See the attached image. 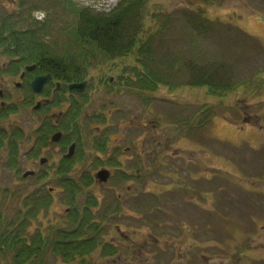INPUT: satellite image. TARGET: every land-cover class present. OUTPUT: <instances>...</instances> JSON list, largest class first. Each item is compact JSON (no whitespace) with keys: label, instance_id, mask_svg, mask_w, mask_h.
I'll use <instances>...</instances> for the list:
<instances>
[{"label":"rangeland","instance_id":"374dc122","mask_svg":"<svg viewBox=\"0 0 264 264\" xmlns=\"http://www.w3.org/2000/svg\"><path fill=\"white\" fill-rule=\"evenodd\" d=\"M73 1L94 12H107L116 2ZM19 3L22 4L20 11H15ZM5 7L11 14V28L23 30L32 20L34 27L45 25L51 29L42 37L48 47L56 50L52 42L57 45L60 40L63 42L66 34L59 31L64 27L57 17L60 10L51 0H8ZM151 7V10L156 7L163 12L175 11L174 27L170 30L159 31L150 20L145 23L151 42L148 57L152 60L156 57L155 66L162 76L179 60L180 65H176L179 68L173 66L172 74L180 83H188L190 76L195 79L196 73L207 71V81H210L209 74L214 79L218 75L226 77L222 81L227 80L231 85L221 91V97L208 95L207 88L202 86L193 88L187 84L161 86L157 96L151 97L125 90V83L132 88L140 87L139 78L131 76L128 70L125 81L120 79L125 65L135 63L136 54L129 59L90 67L87 79L91 101L87 98L90 102L86 112L93 114L101 107L117 106L126 110L123 115L113 110V115H107V122L102 125L114 126L120 122L118 126L123 128L108 137L111 149L120 146L116 156L108 151L111 154L105 159L86 146L72 166H78L81 159L89 157L96 162L81 165L78 170L71 168V172L77 174L85 168L94 177L100 166H107L111 173L104 181L94 180L82 186L76 197L78 206L82 207L87 198L94 197L97 218L102 211L113 210L108 213L110 216L98 219L100 225L97 223L102 239L106 238L117 252H122L115 259L99 264H264V230L260 227L264 225V0H153ZM182 8L201 9L202 15L191 16L197 17L196 21L208 18L209 28L187 30L186 16L179 10ZM71 15L66 14V19L73 20ZM109 78L113 79L110 86L107 85ZM104 94L115 96L103 101ZM140 95L151 99L147 107ZM166 98L180 101H173L176 115L169 117L170 107L162 102ZM177 115L194 116L189 130L170 125ZM153 116L161 119L162 128L153 130L152 124L146 123ZM42 119L44 116L39 119L31 110L0 118V127H20L24 133L22 139H18L16 170L7 167L8 147L0 150V213L6 211L5 220L11 221L18 203L22 206V196L33 193L38 197L44 192L51 195V201L47 207L37 209L39 219L45 221V225L56 226L67 217L70 199L68 192L59 187L55 168L60 147L44 149L35 158L30 155L34 133ZM83 120L88 121L86 115ZM87 128L85 122L84 130ZM164 137L170 139L164 149L160 148L157 153L154 149L151 153V142H160ZM137 141L144 149L142 160L140 156L136 158L135 166L129 170V159L134 152L124 148L130 146L133 150V143ZM41 156L47 158L42 166L38 164ZM99 156L105 160L104 164ZM149 156H153L150 162ZM112 158L113 167L106 164ZM44 170L47 173L43 179L30 177V174L29 179L24 180L23 174L35 171L37 176ZM136 170L139 175L134 177ZM129 171L130 180L125 181L122 174ZM130 182L132 185H127ZM51 188L54 189L51 191ZM197 194L204 197L196 198ZM18 195L20 200L16 198ZM190 196L194 198L189 200ZM113 202L115 205H111ZM46 256L45 264H54V257L50 253Z\"/></svg>","mask_w":264,"mask_h":264},{"label":"trees","instance_id":"16d2710c","mask_svg":"<svg viewBox=\"0 0 264 264\" xmlns=\"http://www.w3.org/2000/svg\"><path fill=\"white\" fill-rule=\"evenodd\" d=\"M152 1L116 0L115 5L109 11L94 12L88 6L78 4L73 0H51V3L60 10L57 15L60 18L58 21L64 25L59 31H64L66 34L63 37V42L60 40L59 45L55 42L50 43L51 45L56 44L57 49H51L46 45V42L42 41V37L51 30L47 29L45 25L40 28L32 27L33 29L21 33L23 35L18 38L19 44L15 40L10 43L18 45V49L30 61H42L49 66L50 71L60 72L70 80L84 79L89 76L88 73L92 66L125 57L129 59L136 54L135 63L129 66L125 65L120 79L125 81L127 76L125 73L128 70L131 76L139 78L140 87L132 88L125 83V88H132L131 90L144 94L156 92L164 85L174 87L187 84L192 85L193 88L202 86L204 89L207 88L208 95L221 97V91L229 89L231 85L227 80L222 81L226 77L220 78L217 75L214 79L209 74L210 81H207L205 78L208 72L201 73L200 71L195 74V79L190 76L188 83H180L179 80L173 78L174 74H172L173 66L180 65L179 60L174 62L173 66L171 64V68L164 72L163 76L156 69V57L153 60L148 57L151 42L146 33L145 23L150 20L153 21L157 30H170L174 27L173 13L175 11L163 12L157 10L156 7L151 10ZM179 10L180 14L186 16L187 20H184V24L187 30L190 28L200 31L205 29L206 23L209 21L207 18H200L199 21H196L197 17L191 16V14L195 16L197 13L202 15L201 9L193 11L182 8ZM67 12L72 14L73 20L66 19ZM2 34L4 32L0 31V36ZM184 71L187 72L186 69ZM182 91L186 92L187 90L183 89ZM178 97L181 98L179 95ZM150 101V98H146L144 104L148 105ZM174 103L171 100L164 103L170 107L169 117L173 113L176 115L174 110L177 107ZM186 116H174L170 125L189 128V122L194 116L185 118ZM150 121H153V124L157 126L163 124L161 119L156 116H153ZM183 130L184 128H181L182 132ZM2 147L3 142L0 139V150ZM7 147L9 151L7 167L9 170H16L19 166L16 140L9 139ZM71 168L72 164L65 162L57 172L59 187L68 192L70 199L67 217H64L62 222L59 221L56 224L57 227L52 226L54 224L45 225V221L39 219L38 213L41 210L39 208L47 207L51 201V195L44 192L38 197L33 193L21 195L22 206L20 207V203H18L14 219L11 221L5 220L6 211L3 214L0 213V264H45L44 258L46 259L48 253L54 257V264H99V262L107 263L110 258L115 259L118 256L116 248L106 238L102 239L101 228L98 226V223L100 225L98 219H105L107 210L102 211L97 218V200L92 196L87 198L86 205L83 207L77 204V194L82 190V186H88L93 182L92 176L88 175L87 170L82 169L81 177L77 178L74 171L71 172ZM71 173L73 174L71 175ZM44 175L46 174L43 172L34 178L41 180ZM16 198L20 200V195ZM81 207L82 209H80ZM37 209H39L38 213ZM112 211L111 209L110 214L113 213ZM46 213L48 212L46 211ZM34 224H39V226L34 227Z\"/></svg>","mask_w":264,"mask_h":264},{"label":"flooded vegetation","instance_id":"af4514ba","mask_svg":"<svg viewBox=\"0 0 264 264\" xmlns=\"http://www.w3.org/2000/svg\"><path fill=\"white\" fill-rule=\"evenodd\" d=\"M6 1L8 0H0V16L2 15V17H0V25L3 23L1 31L4 32V34L0 36V118L5 119L9 117L10 114L14 115L23 110H31L39 119L44 116V119L41 120V125L35 130L34 145L29 152L31 157L35 158L44 149L52 146H59V162L58 165L55 166L57 172L65 162L71 164L74 162L75 165L80 159V155L85 152L86 146L93 148L94 151H97L98 154H101L105 159L111 154L108 151H111L115 157L116 149H119L120 146L111 149L108 137L111 133L121 132L123 128L118 126L120 122L114 126L110 125L104 127L102 125L107 122V115H113V110L116 111L117 115L125 114L126 110L118 108L117 106L116 108L106 109L101 107L98 112L93 114L86 112V106L91 101L89 98L91 95V87L89 79H87L88 76L85 77L86 79L70 80L60 72L50 71L49 66L42 61H30V59L25 57L23 52L18 49V45L10 43L15 40V42L19 44V37L17 34L24 33L25 30L7 28L10 14L8 13L9 9L5 7ZM42 79H44L43 82H41ZM71 87H74V89H70ZM99 92L102 94V89H99ZM112 96H115V94H104L102 99L103 101H109ZM85 115L88 121L83 120ZM134 116L135 115H133L132 118H134ZM47 117L50 119H47ZM114 120L117 121L118 118H114ZM93 121L97 124L93 125ZM85 122L88 126L87 130H84ZM146 123L149 125L152 124L151 128L153 130H158L163 127L162 125H153V121ZM141 126L143 127V125ZM106 131H108L109 134H106ZM23 134L20 127H0V139H2L3 142L2 148L8 145L9 139H15L19 154L20 140L18 139L21 138ZM169 140L168 137H164L160 142L154 143V141H152V145H150L151 153L154 149L156 153L160 148L163 150L166 142H169ZM52 149L57 150L58 148L52 147ZM124 149L131 153L134 152L129 159L131 161L129 163V170H131V168L135 166L134 161L136 158L140 156V160H142L144 149L139 146L138 141L133 143L134 151L130 146ZM99 158L102 164H104L105 160H103L101 156H99ZM149 158L150 162L153 156H149ZM93 162H96V160H91L90 157L81 159L78 166H72V169L74 167L78 170L81 165L90 166ZM114 162L112 158L111 161L106 162V164L113 167ZM117 162L120 164L119 161ZM46 163V157L41 156L38 159V164L40 166ZM84 166H82V168ZM106 167L107 166H100L98 170H106ZM98 170L94 172V178L93 175L87 171L88 175L92 176L93 181L95 180ZM31 173L30 177L36 176L35 171H31ZM44 173L46 174L47 170H44ZM134 173V177L139 175L137 170ZM72 174L73 173H71V175ZM129 174H131V171H129L128 174L123 173L122 179H125V181L130 180ZM74 175L81 177L82 172L80 171L78 174L74 173ZM28 177L24 180H28ZM94 182L99 181L96 180ZM127 185H132V183H127ZM197 196L196 198L204 197ZM192 198L194 197L190 196L189 200ZM257 220L259 221V219ZM257 220L255 221L256 223ZM255 222L254 224H256ZM260 227L264 230V225H260Z\"/></svg>","mask_w":264,"mask_h":264},{"label":"water","instance_id":"95a60500","mask_svg":"<svg viewBox=\"0 0 264 264\" xmlns=\"http://www.w3.org/2000/svg\"><path fill=\"white\" fill-rule=\"evenodd\" d=\"M44 79L41 80V82H43ZM74 86V85H73ZM70 89H74V87H71ZM31 172H27L23 175V177H27L28 175H30ZM108 177V173L106 171H100L97 175H96V178L99 180V181H104L106 180Z\"/></svg>","mask_w":264,"mask_h":264}]
</instances>
